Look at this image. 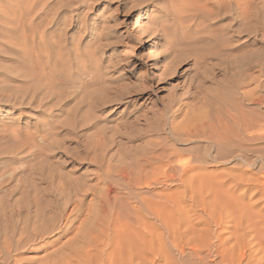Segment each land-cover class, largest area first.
<instances>
[{"label": "rangeland", "instance_id": "rangeland-1", "mask_svg": "<svg viewBox=\"0 0 264 264\" xmlns=\"http://www.w3.org/2000/svg\"><path fill=\"white\" fill-rule=\"evenodd\" d=\"M214 94L230 112L252 113V129L241 133L251 131L252 141L240 149L213 145L207 152L202 131L187 134L198 139L181 133L203 97ZM159 113L163 121L154 120ZM196 159L201 167L183 177L181 164ZM197 171L241 195L248 214L240 221L238 209L230 217L213 213L204 227L197 222L207 217L204 207L191 208L187 216L205 239L179 237L172 257L264 264V0H0V243L11 242L2 250L7 264H57L103 201L135 209L143 199H180L178 177ZM143 219L156 222L148 213Z\"/></svg>", "mask_w": 264, "mask_h": 264}, {"label": "bare ground", "instance_id": "bare-ground-1", "mask_svg": "<svg viewBox=\"0 0 264 264\" xmlns=\"http://www.w3.org/2000/svg\"><path fill=\"white\" fill-rule=\"evenodd\" d=\"M157 42H158L157 39L154 40L152 45L156 44ZM174 52H176V50L173 48L169 51L168 54L170 56H172ZM241 97H243V96L241 95ZM221 98L222 97H219V96L217 97L216 94H214V96H209V97L204 96L202 99V102H201V104H203V105H201L202 107L198 106L199 107L197 110L198 113L197 112H195V114L192 113L190 115L188 121H187V123L188 122L190 123L191 127H189L190 125L187 127L185 125L187 123H184L185 128L183 127V129L186 130L187 132H184V130L181 128L182 129L181 133H184L185 136L187 134H193L196 130H198V131L200 130V131H202V133H204L205 130H206V132L208 131V133L204 134L205 136H203V134L199 131L202 135L201 137H203V138L205 137V139H206V142H205L206 145L203 144L205 151H207L208 149L210 150V148L213 145H217V146L220 145V147L223 146V147L227 148V150H231L235 146L238 147L239 144L241 146V143L244 142L245 140H246V142L252 141V132L251 131H250L251 134H247L246 137H243L245 134L243 136L241 134L244 131L252 129V113H251V111L246 113L245 111L237 110V111H235V113H232V112H230L231 110L227 109L223 105V103L221 102ZM202 108H204V110ZM159 114H160L159 117L154 118V120L155 119L158 121L162 120L163 114L162 113H159ZM182 126L183 125H181L180 127H182ZM176 129L180 130V128H176ZM169 132L171 135L174 134L172 131H169ZM176 133H179V131ZM181 133H179V134H181ZM197 134H198V132H197ZM259 135H261V134H259ZM187 136H188L187 138H189L191 135L190 136L187 135ZM194 136H197L196 137L197 139L200 138V137H198V135H194ZM217 146H215V147L218 148L219 146L218 147ZM163 147H164V145H163ZM220 147H219V149H220ZM202 148H203V146H202ZM225 148H223V149H225ZM220 151H216V154H218V153L220 154L223 152V151L222 152H220ZM236 151L237 150H234V152H236ZM228 152H227V154H228ZM171 154H174V152L169 153L166 157L169 158V156ZM153 155H155V154H153ZM229 155H231V153ZM162 156H160V157H162ZM208 156H210V155L208 154ZM204 157L207 158L205 155H204ZM155 158H156V156H155ZM157 158H159V156ZM199 158H200V156H199ZM211 158H214V157H211ZM198 160H200V159H198ZM196 161H197V159H196ZM168 162H170V161H168ZM197 162H195L197 164H194V163L192 165L188 164V166L186 165V167H183V164H181L182 175L184 174L183 177L188 176V174L186 173L187 170L189 171V169H195V168L201 167L202 163H200L199 161H197ZM172 169H174V168L172 167L170 169V171ZM199 172L197 171L198 174H195V175L192 173L191 176H189L188 178L185 177L184 179H183L182 175L180 174V177H178L179 178L178 180L183 184V190L181 192L183 196H180V197H182L180 199L174 198V196H173V198L172 197L171 198L170 197L164 198V199L159 198V200L156 199V201H151V202L150 201L149 202L143 201L144 200L143 199L141 201L140 205L135 209H133V208L130 209L126 206L125 207L122 206L123 208H121L120 204H119V207H116V206L108 204L106 201H103L102 204L100 205V208L96 212V215H94V214H93L94 216L92 215L94 217V220H95L93 222L94 224L92 225L89 223L90 226H89V224H88V226L90 228L85 227L84 229H86V230L83 229L84 231L80 230L78 233H76V238H78V239L75 238L74 243H72V244L69 243V245L67 246V247H69L70 251L66 255H64L65 257H63V258H65V259H61L60 261H58V262L55 261V262H57V264H72L74 261H75L74 264H94V263L95 264H146V262H144L143 258L148 253H150L154 256V259L167 257V259L165 260L166 261L165 264H180L177 262V260L175 258L172 257V248L178 249L177 248L178 245H177V243H175L176 242L175 240H177L181 236L185 237L187 235V237H188L189 234L191 235V237L189 238L190 241H191V239H194L197 237H199L200 238L199 240H201V241H203L205 239L204 237H201V233L199 231H197L201 228H198L196 224L194 225V223H196V221L191 222L192 220L190 221V219L187 216V213L191 208L192 209H193V207L196 208L199 205H201V209L204 207L203 210L206 212L205 216H207V217H205V218L199 217V219L197 221V222H201V224L203 222V226H204V223L207 226L208 222L205 221L206 218L209 217L208 219H210V218L214 217L213 218V220H214L217 217L216 216L217 214L222 215V217H223V215L230 217V214L233 213L232 210L237 211V209H238V213H239L240 219H241L240 221H244V218H246L247 214H248L244 209H242L244 206V203L241 202V203H243L242 208H241V205L239 203L241 195L236 197L235 195L233 196L232 194H229L227 191H222L223 189L220 190V188H222V183H220L221 180L220 181L215 180L216 181L215 182L213 180V178H215L216 175L214 176L212 172L211 173L213 176L207 172L206 173H199ZM201 172H202V170H201ZM169 173L170 172H168V174H167V172H166L165 174L169 175ZM179 173H181V172L179 171ZM179 173H176V174H179ZM185 173L187 175H185ZM171 174L169 176L174 177L175 174H172V175ZM166 177H168V176H166ZM223 186H225V185L223 184ZM73 188H74V186H73ZM177 197H179V196H177ZM186 200L190 202V204L188 206H187V204L184 205L185 207L187 206L186 208L189 207L188 209H186L185 207H181L179 205L180 201L184 202ZM182 202H181V204H183ZM184 204H185V202H184ZM167 206L171 207V209L169 208L170 212L167 211L168 215L166 216L165 213H167V212H164L163 208L167 207ZM238 206H240V207L238 208ZM249 206H248V208H251ZM164 209H166V208H164ZM147 213L150 214V216H152L153 219L156 220V222H153V223L150 222L149 224H147V222L144 219H143L144 221H142V217L144 215H146ZM213 213H217V214H215L216 217L213 215ZM188 215H190V214H188ZM212 215H213V217H212ZM236 215L238 216V214H236ZM43 216H44V214H43ZM237 216H235V218ZM249 216H250V214H249ZM218 218H219V216H218ZM238 218H239V216H238ZM246 220H248V219H246ZM240 221L238 222L239 225H240ZM95 222H96V224H95ZM144 222H146V223H144ZM182 222L187 223V225H185L184 228H181L182 226L180 227V224ZM249 223H247V224H249ZM70 225H68V224L64 225V227L61 229L62 234L69 231ZM206 226H204V227H206ZM196 228H198V229H196ZM235 228H236V226H235ZM237 228H239V227H237ZM159 229H163L166 233V236L164 234H162L161 232H158ZM209 230L211 231V229H209ZM198 232L200 233L199 234L200 236L197 234ZM201 232H202V229H201ZM213 233H214V231H213ZM215 233H217V232H215ZM209 235H211V234H209ZM216 238L219 242L222 241V239L220 238V232L216 236ZM206 239H208V238H206ZM75 240H77V241L75 242ZM187 240H188V238H187ZM204 242H207V241H204ZM0 244H2V245H0V264H4V263L7 264L6 263L7 262V256H3L2 250L5 248H9L11 246V242L8 240V243L4 242V243H0ZM91 249L94 250L93 253H92ZM192 249H193L194 253L197 255V253H196L197 250L195 251L196 248H192ZM179 251H181V250L179 249ZM151 261H154V260L152 259Z\"/></svg>", "mask_w": 264, "mask_h": 264}]
</instances>
